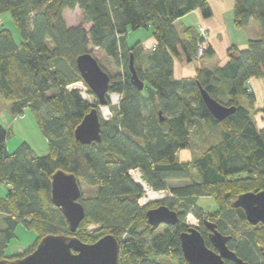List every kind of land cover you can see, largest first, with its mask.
Returning <instances> with one entry per match:
<instances>
[{
    "label": "trees",
    "instance_id": "trees-1",
    "mask_svg": "<svg viewBox=\"0 0 264 264\" xmlns=\"http://www.w3.org/2000/svg\"><path fill=\"white\" fill-rule=\"evenodd\" d=\"M76 7L83 23L68 26L63 13ZM196 9L203 17L213 15L209 0H0V16L11 13L21 33L17 43L9 29L0 27V98L14 114L30 108L49 143L43 155L26 141L11 152L10 130L0 120V187L6 190L0 189V259L30 254L49 234L76 235L87 243L113 234L121 242L119 264H189L180 234L189 229L185 217L192 212L201 219L198 229L208 246L213 248L205 220L230 237L228 246L239 257L264 264V225L251 224L244 209L233 206L240 194L264 189V126L254 119L256 95L249 84L264 76V0H235L234 24L244 27L255 20L262 37L248 40L246 48L229 46L225 60L211 43L197 56L204 41L197 26L177 29L175 22ZM141 28L152 29L155 46L145 59L142 42L127 43L129 31ZM90 45L123 67L112 77L99 62L111 76L109 92L121 94L118 106L107 94L110 118L103 116L90 88L95 101L70 87L84 82L76 60L92 53ZM131 53L143 90L131 79ZM176 62L192 63L195 73L177 78ZM199 85L236 111L216 119ZM93 107L100 114L101 140L83 144L75 129ZM261 110L264 114V103ZM194 127L218 129L220 139L192 161H180L178 152L192 146ZM135 168L150 188L169 189L173 196L142 207L146 190L131 176ZM59 169L99 188L96 195L81 197L86 216L75 233L52 200V176ZM173 180L187 183L169 187ZM209 195L218 208L205 215L197 201ZM160 204L176 210L180 219L158 233L160 226L152 230L146 212ZM242 223L250 230H242ZM89 224L100 228L87 233ZM19 225L34 230L37 239L23 253L7 257Z\"/></svg>",
    "mask_w": 264,
    "mask_h": 264
},
{
    "label": "water",
    "instance_id": "water-1",
    "mask_svg": "<svg viewBox=\"0 0 264 264\" xmlns=\"http://www.w3.org/2000/svg\"><path fill=\"white\" fill-rule=\"evenodd\" d=\"M76 62L83 81L97 96L99 108L106 117L103 107L109 103L107 94L111 83L110 74L91 52L81 54ZM129 68L132 82L139 90H143L145 83L137 73L133 53L130 55ZM199 87L206 106L216 119L224 120L236 111L235 106L222 104L201 85ZM75 138L83 144L101 140V120L97 107H93L83 117L75 129ZM51 195L54 204L61 208L67 218L71 231L75 233L86 216L85 206L81 202V183L77 176L62 169L57 170L52 176ZM233 206L243 208L251 224L264 225V189L240 194ZM146 216L152 230L162 224L174 225L180 219L179 213L166 204L149 208ZM205 224L210 230L209 238L213 248L207 245L205 237L196 226H190L180 234L183 254L189 264H227V260L236 264H251L228 246L230 237L219 231L215 223L205 220ZM120 252L121 242L113 234H106L93 243L84 242L76 235L49 234L39 241L30 254L16 259L3 258L0 264H119Z\"/></svg>",
    "mask_w": 264,
    "mask_h": 264
},
{
    "label": "rangeland",
    "instance_id": "rangeland-1",
    "mask_svg": "<svg viewBox=\"0 0 264 264\" xmlns=\"http://www.w3.org/2000/svg\"><path fill=\"white\" fill-rule=\"evenodd\" d=\"M233 0H209V4L217 9V12H215L214 17L215 21L221 23L224 27L223 30L217 32L216 34V46H217V52L222 57L223 60L227 58V47L231 45H237L240 48H246L248 40L250 39H256L262 37V29L260 25L255 20H251L247 26L244 27H237L234 24V9L232 8ZM229 6V8H228ZM222 12V13H221ZM65 22L68 26H75L83 23V12L81 9L76 7L75 9H66L63 13ZM212 17V16H211ZM195 13L189 15L186 18H183V25H189L193 24L195 20ZM208 19L206 17H203V19ZM180 23L177 24L179 27ZM200 25V24H199ZM199 25L197 26L198 31L200 32ZM202 25V24H201ZM203 26V25H202ZM0 27H4L9 29L13 35L17 43L21 42V33L16 25L11 13L6 12L3 13L0 16ZM86 27H89V24H86ZM206 29L208 40H210V33L209 30L204 26ZM147 37H150V30L141 28L137 30H131L129 31L128 35V42L130 44L136 43L139 39H146ZM142 42V41H140ZM143 44V42H142ZM152 44L145 42L143 44V58L145 59L144 54H148L154 47L151 46ZM90 50L94 54V56L98 59V61L108 70V72L112 75V77H116L119 73L123 72V67L117 65L114 60L106 55L104 51H102L98 47H94L90 45ZM143 59V61H144ZM194 66V65H193ZM192 68V67H191ZM192 70V69H191ZM180 70L178 69L177 75H180ZM195 73V72H194ZM193 73V74H194ZM177 77V76H176ZM178 78V77H177ZM249 84L251 86V79L249 80ZM256 81L259 87V90L257 89L256 92V102L254 104V119L256 120L258 126H264V114L262 112V107L264 103V76L260 77V79H257ZM79 84V85H77ZM255 84V83H254ZM86 86L84 82L77 81L70 85V87L77 86L78 88L82 90V87ZM89 87H87L88 90ZM253 89V88H252ZM87 90L85 92H87ZM254 91V90H253ZM259 91V92H258ZM113 94L117 95V100H113L112 96ZM88 99L91 101H95V96L89 94L87 92ZM229 98L228 95H222L223 100H227ZM109 99L112 105L118 106L121 100V94L117 92H109ZM241 104L248 105L247 99L245 98H239ZM104 108V107H103ZM105 108H108L109 114L106 115L105 118H110L113 114L111 109L109 108V105ZM5 109V110H4ZM147 112V111H146ZM0 119L2 123L5 125L7 129L10 130V136L7 141V146L9 151H14L22 142L26 141L31 145V147L34 149V151L39 154H47L49 152V143L48 138L45 136V134L42 132L38 122L37 118L34 114V112L30 108H26L24 110L23 114H14L11 111V104L9 102H6L0 98ZM192 138V146L190 148L182 149L178 152V160L180 161H192L196 157H198L200 154H202L207 148H209L214 143L218 142L220 139L219 131L218 129L211 130L208 127H204L203 129L194 127L192 129L191 133ZM136 173L139 172L142 179V173L139 169L135 168ZM142 183L145 187V193L143 197L139 200V204L144 207L151 203H160L164 200L169 199L172 195L169 189L162 190V191H156L152 190L156 193L160 194V197L155 199L154 201H150L148 203H143L142 198L146 197L147 195V184L145 185L144 181L142 180ZM186 181L183 180H173L169 183V187L172 186H180L186 184ZM149 187V186H148ZM82 188V196L83 197H91L97 194L98 187L89 186L85 183H81ZM150 188V187H149ZM1 191L3 193L6 192L5 189L1 188ZM162 197V198H161ZM197 205L202 209L203 214L205 215H212L213 212L218 208V202L215 196H202L198 199ZM191 215H193L197 222H193L191 219ZM185 222L190 226H196L199 227L201 225V219L198 218L194 213H188L185 217ZM260 224V223H259ZM258 225V224H257ZM263 225V224H262ZM165 224L160 225V227L157 229V232H161L165 228ZM243 227L242 230H250V227L243 224L241 225ZM100 228V225L95 224H89L86 227V232H93L94 230ZM37 239V234L34 230H30L25 228L23 225H19L16 231V238L11 241L9 246L7 247L5 254L7 257L21 254L24 251L27 250V248L34 244Z\"/></svg>",
    "mask_w": 264,
    "mask_h": 264
},
{
    "label": "crops",
    "instance_id": "crops-1",
    "mask_svg": "<svg viewBox=\"0 0 264 264\" xmlns=\"http://www.w3.org/2000/svg\"><path fill=\"white\" fill-rule=\"evenodd\" d=\"M232 4H233L232 5V8L234 9L235 0H233V3ZM228 8H229V6H228ZM212 9H213V15H212V17H210L208 19H205V18L203 19V16H202L200 10L199 9H196V10H193L192 12H190L189 14H187V15L181 17L180 19H178L175 22V25H176V27H177L178 30H182L183 27L186 26V25H183V23H182L183 22L182 21L183 18H186L189 15L195 13V18L193 19L195 21L193 22V24H189V25H195L196 26V25L202 24L203 26H205L209 30V33H210L209 43H211L214 46V48L216 49V51H217V46H216V42H217L216 38L217 37H216V34H217V32L223 30L224 27H223V25L221 23L215 21V18H213V17H214L215 12H217V9L214 6L212 7ZM178 23H180L179 27L177 26ZM189 25H187V26H189ZM148 30H150V37H147L145 40L144 39H139L137 41H142L143 44L145 42H147V43L152 44L151 46H153L154 45V39L152 37V29H148ZM128 35H129V33H128ZM127 43H128V45H133L134 44V43L133 44H130L128 42V39H127ZM227 48H229V47H227ZM178 69L181 71L180 72V75H177ZM194 72H195V68H194V66H193L192 63L186 64V65H181L178 62L175 63V76H177L178 78H181V77L187 76V75H193ZM257 79H260V78H255V77L254 78H251V87L253 88L254 92H255V90L257 92V89L259 90V87H258V84H257L258 81H256ZM256 92H255V94H256ZM1 123H2V121H1ZM3 126L5 127L4 124H3Z\"/></svg>",
    "mask_w": 264,
    "mask_h": 264
},
{
    "label": "built area",
    "instance_id": "built-area-1",
    "mask_svg": "<svg viewBox=\"0 0 264 264\" xmlns=\"http://www.w3.org/2000/svg\"><path fill=\"white\" fill-rule=\"evenodd\" d=\"M199 29H200V35L204 38V41L199 42V44H198V53H197L198 57L202 55L204 49H206L208 44H209V40H208V35H207V32H206V29L201 24L199 25ZM154 48H155V46L153 47V49ZM73 87L78 88L77 86H73ZM78 89H80V88H78ZM82 94L85 97L87 96V92H85V91H82ZM130 174L134 178L135 181L142 182L141 175L139 174V172L136 173L135 170L131 169L130 170Z\"/></svg>",
    "mask_w": 264,
    "mask_h": 264
},
{
    "label": "bare ground",
    "instance_id": "bare-ground-1",
    "mask_svg": "<svg viewBox=\"0 0 264 264\" xmlns=\"http://www.w3.org/2000/svg\"><path fill=\"white\" fill-rule=\"evenodd\" d=\"M77 85H79V84H77ZM81 87H82V89L84 91L87 90V87L86 86H84V85L82 86L81 85ZM112 98H113V100H117V95L116 94H113ZM103 111H104L105 114H107V115L109 114L108 108H105L104 107L103 108ZM146 189H147V195H146V197L142 198V202L143 203H148L150 201H154L155 199H157L158 197H160V194L159 193L154 192L148 186L146 187ZM191 219L193 220V222H197L196 218L193 215H191Z\"/></svg>",
    "mask_w": 264,
    "mask_h": 264
}]
</instances>
